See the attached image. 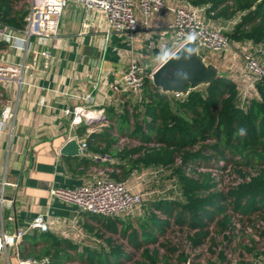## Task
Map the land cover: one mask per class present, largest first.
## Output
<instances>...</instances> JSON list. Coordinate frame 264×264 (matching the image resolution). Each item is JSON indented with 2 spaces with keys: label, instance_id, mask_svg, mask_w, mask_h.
<instances>
[{
  "label": "trees",
  "instance_id": "16d2710c",
  "mask_svg": "<svg viewBox=\"0 0 264 264\" xmlns=\"http://www.w3.org/2000/svg\"><path fill=\"white\" fill-rule=\"evenodd\" d=\"M19 1L0 0V21L17 31L25 28L29 14L25 5L16 9ZM187 1L206 6L208 17L234 23L225 33L232 41L259 47L264 59V0ZM255 85L258 94L244 97L237 83L224 76L181 97L162 92L149 77L139 95L124 92L130 97L121 108L106 109L107 125L88 133L87 151L117 158L115 172H120L114 178L119 180H126L135 170L163 167L174 191L150 196L141 215L115 219L136 218L137 226L131 221L124 224L122 234L128 236L132 250L116 245L114 259L94 249L79 253L71 240L37 229L24 234L19 255L39 261L48 258L47 264H201L197 261L200 255L191 260V254L166 237L174 225L189 229L187 240L192 249L209 240L216 248L212 227L230 242L236 215L249 219L259 213L264 220V81ZM88 128V123L81 124L77 131L82 134ZM120 137L139 143L121 146ZM222 159L234 162L235 167ZM81 163L89 167L91 161ZM229 168L237 181L221 190L222 178L210 169L222 172ZM260 234L264 240V228Z\"/></svg>",
  "mask_w": 264,
  "mask_h": 264
},
{
  "label": "crops",
  "instance_id": "0c3cea01",
  "mask_svg": "<svg viewBox=\"0 0 264 264\" xmlns=\"http://www.w3.org/2000/svg\"><path fill=\"white\" fill-rule=\"evenodd\" d=\"M173 1L191 4L187 0ZM17 3L16 9L25 5L30 10V0ZM172 18L169 12L154 15L150 28L135 33L130 40L125 33L109 32L102 12L72 2L61 17V47L51 49L48 61L39 54L42 49L35 42L27 54L0 42L1 66L19 68L24 62L28 64L21 87L15 77L0 82V119L6 106L14 111L8 127L0 131V195L8 197L4 198L7 232L16 233L17 228L25 233L32 232L33 219L45 214L50 225L48 232L71 240L79 253L94 249L114 259V247L128 242V236L122 234L123 226L129 221L137 226L136 218L116 221L122 218L80 212L75 205L50 195L52 186L76 188L85 183L94 165L113 169V177L120 172V169L115 172L118 160L112 156V160L97 161L94 156L98 153L90 151L78 156L61 153L69 139L76 138L80 144L88 139V132L79 134V126L71 128L73 116L65 111L87 105L85 98L89 96L95 98L91 107L105 109V112L107 108H121L130 94L126 97L114 91L112 85L123 78L128 65L135 59L147 55L151 64L158 65L167 59L168 53L160 49V43L171 37L168 24ZM207 18L212 25L221 28V20ZM152 42L155 49L150 46ZM83 159L91 161L89 167L81 163ZM139 172L133 171L123 181L128 183L127 180ZM3 181L7 182L4 192ZM156 193L157 190L153 191L152 196ZM142 213L143 209L137 215ZM73 220L77 221L78 229L68 237L63 236V231L71 230ZM4 227L0 217V264H19L23 257L17 254L15 247L3 246ZM20 246L21 241L19 250ZM68 264L86 263L73 261Z\"/></svg>",
  "mask_w": 264,
  "mask_h": 264
},
{
  "label": "built area",
  "instance_id": "2783aa9c",
  "mask_svg": "<svg viewBox=\"0 0 264 264\" xmlns=\"http://www.w3.org/2000/svg\"><path fill=\"white\" fill-rule=\"evenodd\" d=\"M72 2L79 3L86 9L102 12L106 17L109 32L125 33L130 40L134 38L135 33L150 28L154 15L165 12L171 13L173 18L168 24L171 37L160 43V49L168 53V57L182 45L194 39L198 40L199 49H205L215 54L227 52L233 43L222 27L218 28L208 20L205 12L206 6H194L185 2L176 3L171 0H30V10L26 17L27 24L25 28L17 31L0 21V42H6L26 54L31 51L35 42L42 49L39 54L48 61L51 58V49L61 47L59 34L61 17L64 9ZM150 46L152 49L156 47L154 42ZM258 53L254 54L251 51L244 53V68L254 77V81L249 82L250 94L255 93L256 95L258 94L256 81H264V61ZM26 63L24 62L19 68L0 65V82L15 77L21 87L24 83L23 73L28 67ZM150 70H152V67L147 55L143 59H135L128 65L123 78L115 82L112 88L117 92H131L139 95L144 88L145 80L149 77L152 78L156 69ZM246 96L247 94L244 95V97ZM85 99L89 106H87L88 104L79 105L73 109H67L65 113L73 116L71 128L88 123L87 132L93 133L99 128L97 124L108 122L107 116L105 109L90 106L95 100L94 96ZM13 118L14 111L8 105L1 113L0 131L8 127ZM120 143L125 144V139L121 138ZM81 150L87 153L86 141L82 142ZM104 159L112 160V157L110 158L109 154H96L94 156V160L97 161ZM163 169V167L159 168L155 171V174H160ZM113 171L107 166L94 165L91 167L85 183L76 188L52 186L50 195L52 198L75 205L80 212L112 218L134 216L143 209L147 199H144L143 194L134 191L126 181L114 178L112 176ZM6 184L7 182L3 181L2 192H4ZM219 186L222 190V184ZM0 205V217L4 227L5 211L2 197L0 198ZM8 219L11 220L12 216H9ZM259 223H261L260 227L263 229L264 220ZM30 228L39 229L43 232L49 231L50 225L46 215L38 214L33 219ZM76 229H78V224L76 220H73L71 230H65L62 234L68 237ZM24 234L25 232L20 230L16 233H9L4 227L1 234L3 246L5 248L9 245L14 246L17 254H19V243ZM258 262L264 264L262 259H259ZM47 263H49L48 258L43 261L34 258L19 259V264Z\"/></svg>",
  "mask_w": 264,
  "mask_h": 264
},
{
  "label": "rangeland",
  "instance_id": "374dc122",
  "mask_svg": "<svg viewBox=\"0 0 264 264\" xmlns=\"http://www.w3.org/2000/svg\"><path fill=\"white\" fill-rule=\"evenodd\" d=\"M232 24L227 25L221 22V27L224 31L229 32L233 28L231 26ZM258 49L259 47L253 46L250 42H239L234 40L231 48L227 52L215 54L205 49H200V52L208 63L216 64L223 71L225 76L231 77L237 83L244 95L247 94V96H249L251 95L249 82L254 81V77L244 68V53L251 51L256 54L258 53ZM258 54L260 58L263 59L260 53ZM158 66V63L151 64L152 70L156 69ZM104 125L105 124L100 123L97 124V127L101 128ZM136 143L138 144L139 142L135 139L125 138V144L121 143V146H133ZM223 161L235 167L234 162H227V160ZM155 171L156 170L153 168L140 171L127 180V184L132 186L134 191L143 194L145 200L152 196V192L155 190H157L156 196H162L166 193L169 194L170 190L174 191L173 182L166 177V174H164L165 172L162 171V174H155ZM204 171L209 170L205 169ZM212 171L217 177L222 178L223 187H229L237 181V175L231 168L223 170L222 172L217 169H212ZM189 174L193 175L191 171H189ZM249 219L247 217L241 218V216L236 215L234 219L236 228L234 229V236H232L230 242L222 236L216 235L215 228L212 227L213 232L211 236L216 238V248L212 247V241L209 240L203 246L192 249L187 240L189 229L184 228L181 230L176 225L168 230L166 237L170 239L173 244H176L180 250H185L188 254H191L192 259L196 255H200L197 261L201 264H218L219 258L217 257L221 258L219 264H259V259L264 261V240L260 234L261 223H259L263 219L259 213H256ZM123 246L126 250L128 248L132 250L128 242L124 243ZM245 247H248L250 250H247ZM211 249H213L215 253H213ZM161 251L163 253L164 249H161ZM222 255L225 257L224 260H222ZM138 257L140 258L141 256L138 254Z\"/></svg>",
  "mask_w": 264,
  "mask_h": 264
},
{
  "label": "water",
  "instance_id": "95a60500",
  "mask_svg": "<svg viewBox=\"0 0 264 264\" xmlns=\"http://www.w3.org/2000/svg\"><path fill=\"white\" fill-rule=\"evenodd\" d=\"M224 76L216 64L206 61L200 52L198 40L194 39L182 45L159 65L151 79L162 92L184 97L192 90L207 86ZM82 152L81 144L76 138L69 139L61 149L62 154L70 156H78ZM1 197L8 198L3 194Z\"/></svg>",
  "mask_w": 264,
  "mask_h": 264
},
{
  "label": "clouds",
  "instance_id": "9594fccd",
  "mask_svg": "<svg viewBox=\"0 0 264 264\" xmlns=\"http://www.w3.org/2000/svg\"><path fill=\"white\" fill-rule=\"evenodd\" d=\"M239 132H240V134H243L244 133V129H239Z\"/></svg>",
  "mask_w": 264,
  "mask_h": 264
}]
</instances>
